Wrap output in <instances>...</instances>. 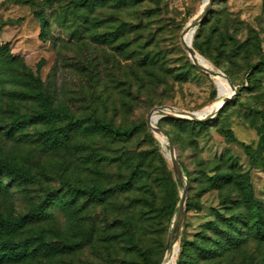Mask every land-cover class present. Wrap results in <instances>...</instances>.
<instances>
[{"label": "rangeland", "instance_id": "374dc122", "mask_svg": "<svg viewBox=\"0 0 264 264\" xmlns=\"http://www.w3.org/2000/svg\"><path fill=\"white\" fill-rule=\"evenodd\" d=\"M72 1L0 0V47L6 44L5 58L0 57V157L26 166L37 178L17 186L2 173L8 187L0 192V212L26 213L46 188L66 193L61 185L66 178L86 192L70 208L51 203L47 217L35 223L49 242L78 243L71 251L54 254V264H141L138 248L148 249L161 264L177 212L169 220L167 212L157 211L174 197L170 181L166 188L157 175L166 169L176 178L167 144L152 133L146 119L158 107L196 111L217 99L212 76L194 65L181 42L203 0H105L87 16ZM42 8L47 18L43 37L35 14ZM206 17L192 41L202 45V55L233 78L239 91L203 127L184 128L157 113L156 124L160 120L165 141L173 140L188 185L189 205L171 242L185 246L181 264H264V235L255 236L240 221L234 232L238 244L213 243L224 239L215 230L222 226L215 211L228 217L243 207L231 183L206 190V177L226 170L225 160L231 157L237 171L250 170L254 195L264 202V153L256 151L263 122L255 111L264 112V0H213ZM112 32L115 39L106 35ZM11 56L39 75L54 105L75 115L94 114L115 126L138 125L137 131L118 139L77 132L72 142L85 143L84 150L46 149L37 137L45 128L41 123L6 134L12 110L24 113L38 106L37 100L17 94L24 87L19 80L22 69ZM252 64L257 67L251 72ZM181 71H186L185 79ZM225 129L233 132L235 142L225 138ZM241 143L254 156L245 153ZM91 150L95 154L89 158ZM141 151L146 162L153 161L143 179H133L129 190L115 189L102 202L91 197L88 189L125 180ZM175 190L179 195L178 183ZM33 264L46 263L40 259Z\"/></svg>", "mask_w": 264, "mask_h": 264}, {"label": "trees", "instance_id": "16d2710c", "mask_svg": "<svg viewBox=\"0 0 264 264\" xmlns=\"http://www.w3.org/2000/svg\"><path fill=\"white\" fill-rule=\"evenodd\" d=\"M104 1L105 0H73L72 5L74 7L80 6L83 9L85 14L84 16H87L89 12L96 8L97 4L103 3ZM128 1L135 3L137 0ZM120 2L123 1L120 0ZM210 11L211 8L209 12ZM35 14L40 25V36L43 37L45 27L47 25L46 13L42 8L41 10L36 11ZM206 20L207 17H205L202 21ZM200 24L198 26H201ZM106 35H113L114 39L117 36L113 32L107 33ZM191 44L198 53L206 56L202 45H200L196 40L191 41ZM5 49L6 44L5 46L0 47L1 58H5ZM10 59L11 62L17 63L22 69V73L19 75V80L21 85L24 87L18 89L17 94L21 97H30L37 100L38 106L32 111L24 113H19L12 110L10 112L11 117L6 134L13 136L15 132L21 133L22 130L28 125L41 123L45 125V128L38 132L37 137L40 143L46 149L68 150L74 148L77 150H84L88 148L85 143L72 142L73 135L77 132L84 134L97 133L118 139L129 138L137 131L138 125L131 127L115 126L110 122H106L97 118L94 114H89L85 117L75 115L64 107L54 105L52 99L46 93L44 83L41 81L39 75L37 73H33L24 63H19L17 57L11 56ZM9 64L12 66L13 63L9 62ZM255 67H257V64H252L250 66L251 72L255 69ZM179 75L181 78L185 79L187 73L186 71H181ZM226 76L235 85L233 78H231L229 75ZM238 91L239 88L237 87L236 94H238ZM234 97L232 99H234ZM230 101L231 100L228 102ZM225 105L221 109H223ZM248 108L250 111H253L250 106H248ZM255 111L260 115L263 122V125L258 128L260 136L256 146V151L259 153H264V112L261 110ZM216 116L217 115H215L214 118ZM165 119L174 121L184 128L191 129L195 127H203L211 120L192 121L176 117ZM159 123L160 120L156 125L164 131ZM165 134L167 133L165 132ZM224 136L232 142L236 141L233 132L230 129L224 130ZM170 140L173 143L171 138ZM241 145L245 153L249 154L250 157L254 156L253 151L250 150V147L247 144L241 143ZM94 154V150H91L88 154V157L90 158ZM146 158V152L141 151L136 157V161L130 163V174L125 180H122L116 183L114 186L108 188H90L87 190V192H89L91 197L96 201L102 202L104 198L110 195L115 189L129 190L132 187L133 179H143V174L145 173L146 175L150 167L153 165L152 159H149L148 162H146ZM162 161L163 165L165 166L163 159ZM225 164L227 166L226 170L219 169L212 175L206 177V190H209L210 188L221 189L224 184H233L239 194V198L236 200V202L239 206L243 207V211H237L228 217L215 211L216 216L222 222V226L216 227L215 230L224 235L222 242L216 239L213 240V243L222 245L219 247H227V243L229 242L235 245L238 244L240 239L237 238L234 233L237 231V221L244 223V225L249 230H251L255 236L264 235V202L261 203L260 200L254 195V188L250 180V170L246 171L245 173H240V171H237L235 169L237 162L231 157L226 158ZM180 166L181 170L186 173L182 165ZM165 172L166 173L163 175H157V179L159 184H163V186L166 188L169 187L168 181H170L172 192H174V197L167 204L161 203V205L158 206L157 211L159 213L167 212L169 214V220H171L174 213L177 212L178 209L177 204L179 201V195H177L175 190L177 186L176 179L171 178V173L166 169ZM2 173L7 175L10 181L17 186H22L37 180L36 176H34L26 166L0 157V192L7 190L8 187V185L4 184L2 181ZM61 185L66 186V193L57 195L55 189L46 188L44 195L41 197L38 203L33 204L24 214L0 212V264H33L35 261L40 259H44L46 264H54L51 260L54 254L71 251L78 245L76 241L74 242L65 240L62 243L49 242L46 240V236L44 235L42 228L35 224L36 222L42 221L45 219V217H47V209L51 203L65 205L67 208H70L77 199V196L80 193L86 192L83 188L79 187L77 184L71 183L66 178L61 179ZM186 205H189L187 201ZM129 238H131V235ZM179 247L180 249L177 252L178 257L175 264H181L182 257L186 253L184 244L180 243ZM219 247H215L214 249L216 250ZM138 253L140 255L141 264H160L159 260H155L151 257V253L148 249L138 248Z\"/></svg>", "mask_w": 264, "mask_h": 264}, {"label": "water", "instance_id": "95a60500", "mask_svg": "<svg viewBox=\"0 0 264 264\" xmlns=\"http://www.w3.org/2000/svg\"><path fill=\"white\" fill-rule=\"evenodd\" d=\"M212 3H213V0H206V2L204 4V6L202 7L201 11L199 12V14L195 15L194 21L190 23V27L192 28V31H195L196 27L207 16V14L211 8ZM191 41H192V39L188 43H185L181 39L182 45H183L184 49L186 50V52L188 53L189 59L201 71H204V72L210 74L211 76L220 75V76L224 77L228 81L229 85L231 86L232 93L230 96L224 98L223 103L219 107H217L215 109L211 108L204 115L198 114L197 111H189V110L172 111V110L168 109L169 112H167V111H163V108H161V107L154 109L146 119V124L154 135H157L158 133H161L162 135H164V131L154 123L157 120H153L151 118L152 114L160 113V115H162V116H171V117L183 118V119L192 120V121H208L209 119H212L217 114V112L229 100H231L235 96V94L237 93L236 86L230 81V79L225 75V73H223L219 69L207 68V67L199 64L194 59L195 53L197 51L192 47ZM166 144L168 146V157H169V160L171 162L176 181L181 186V191L179 193V201L177 204L178 209H177L176 217L174 220V224L172 225V230L170 231L168 238H167V243H166V250H167L170 243H171V239H176L179 235V232H180L181 223H182V220L184 217V211L186 209L187 184L184 181L183 172L181 170V166H180V163H179L177 155H176V149H175L172 141L170 139H168L166 141Z\"/></svg>", "mask_w": 264, "mask_h": 264}, {"label": "bare ground", "instance_id": "6f19581e", "mask_svg": "<svg viewBox=\"0 0 264 264\" xmlns=\"http://www.w3.org/2000/svg\"><path fill=\"white\" fill-rule=\"evenodd\" d=\"M206 0H203L198 12L195 14H199V12L201 11L202 7L204 6ZM194 17L193 16L186 24V27L182 33L181 39L185 42L188 43L192 37L195 31H192V28L190 27V23L194 21ZM194 59L201 65L207 67V68H212V69H216L204 56H202L200 53L196 52ZM214 84H215V88L217 90V99L212 101L211 103H208L206 105H204L203 107H201L200 109H197V113L200 115H204L205 113H207L211 108H217L219 107L223 101L224 98L228 97L231 95L232 93V88L229 85L228 81L220 76V75H216V76H212ZM151 118L153 120H158L159 119V115L158 114H152ZM157 138L160 139L163 143H166L164 136L161 133H158ZM179 250V245L177 242H171L168 249L165 251V254L163 256V259L161 261V264H173L175 256L177 254Z\"/></svg>", "mask_w": 264, "mask_h": 264}, {"label": "built area", "instance_id": "2783aa9c", "mask_svg": "<svg viewBox=\"0 0 264 264\" xmlns=\"http://www.w3.org/2000/svg\"><path fill=\"white\" fill-rule=\"evenodd\" d=\"M157 121H155L154 123L156 124Z\"/></svg>", "mask_w": 264, "mask_h": 264}]
</instances>
